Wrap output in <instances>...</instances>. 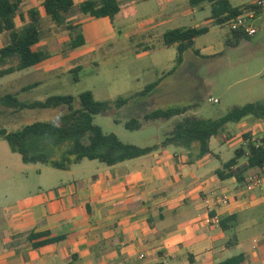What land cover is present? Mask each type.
<instances>
[{
	"label": "crops",
	"instance_id": "1",
	"mask_svg": "<svg viewBox=\"0 0 264 264\" xmlns=\"http://www.w3.org/2000/svg\"><path fill=\"white\" fill-rule=\"evenodd\" d=\"M85 1L73 0L74 6ZM118 1L120 12L114 19L80 13L88 19L72 25V14L59 26L46 14L45 0H22L16 26L29 24V12L38 10L41 41L33 51L44 50L48 58L34 67L0 76V95L19 97L33 89L30 86H44L59 78L71 61L91 56L101 47L124 44L137 29L162 28L199 11L206 24L190 27H216L210 18V3L181 11L178 0ZM229 1L233 7L244 8L255 0ZM63 26L66 32L60 34ZM72 26L81 30L85 43L71 50L74 31L68 27ZM256 36L239 42L232 36L217 51L206 48L207 57L224 54L228 63L233 50L253 47ZM8 41L7 32L0 29V51ZM66 53L71 56L67 58ZM36 75L38 81L18 84L20 78ZM236 125L234 129H245L255 142L264 120L247 117ZM232 129L226 126L220 138L211 139V154L194 161L184 149L168 146L113 166L84 159L66 171L39 163H23L25 167L17 175L6 168L5 175L13 177L2 179L6 188L2 182L0 185L4 189L0 196V264H221L239 255L244 256L243 264H264L263 193L246 192L245 183L239 184L236 176L222 179L218 175L238 149L229 145L233 138L226 133ZM163 140L141 147L159 145ZM242 141L238 140L239 146ZM230 150L234 151L231 157ZM246 165L243 159L237 169ZM258 170L247 169L245 179ZM222 194L230 195L229 204L216 203ZM215 215L220 218L219 225L207 221Z\"/></svg>",
	"mask_w": 264,
	"mask_h": 264
},
{
	"label": "trees",
	"instance_id": "2",
	"mask_svg": "<svg viewBox=\"0 0 264 264\" xmlns=\"http://www.w3.org/2000/svg\"><path fill=\"white\" fill-rule=\"evenodd\" d=\"M21 3L22 0H0V29L9 36V41L0 51L1 77L34 67L48 58V53L44 50L33 51V47L41 41L40 12L30 11L31 22L21 28L16 26L15 18L19 15ZM203 3L211 4L210 18L213 20V26L220 27L226 26L242 15L244 9L251 7L247 5L244 8H236L229 0H190L192 7H198ZM43 7L46 14L59 26L65 24L67 16L74 14L76 10L97 19L105 17L114 19L120 12L118 0H88L78 7L74 6L73 0H45ZM68 28L74 31L70 48L83 45L85 39L81 30L78 27L75 30L73 26ZM209 31L210 27L200 26L176 28L165 32L164 46H176L178 50L176 66L169 74L177 72L187 53L200 56V52L195 49V40ZM231 33L237 42L248 37L239 32ZM158 86L159 83L154 82L138 94L128 98L120 97L115 101H98L91 91H87L78 96L79 104L72 95H53L45 101L29 103L21 101L18 94L0 95V115L23 110L67 107V112L56 122L37 121L15 132L0 130V137L8 143L13 153L21 156L23 163H39L66 171L84 159L113 166L168 146L184 149L191 161L199 160L211 154V139L220 138L228 124H238L247 117L264 120V104L260 103L235 106L218 119L192 114L191 112L198 106L197 103L156 109L146 113L143 119L147 122L180 119L173 123L161 144L150 147L125 143L115 133H105L101 126L95 124L96 116L126 108L134 100L149 96ZM34 87L35 85L29 88ZM124 126L127 130L139 131L144 127V123L138 118H131ZM243 138L244 143L235 150V156L224 164L222 171L218 172L222 179L236 176L239 184L245 183L247 169L264 166V150L256 147L250 134ZM243 159L247 161L246 167L237 169ZM225 171L227 174H224ZM60 240L52 239L49 242ZM243 263L244 256L239 255L221 264Z\"/></svg>",
	"mask_w": 264,
	"mask_h": 264
},
{
	"label": "rangeland",
	"instance_id": "3",
	"mask_svg": "<svg viewBox=\"0 0 264 264\" xmlns=\"http://www.w3.org/2000/svg\"><path fill=\"white\" fill-rule=\"evenodd\" d=\"M242 1L248 0H238L236 4ZM178 7L181 11H187L190 4L188 0H178ZM200 12L196 16L181 17L178 23H167L162 28L146 32L139 29L132 31L127 38L130 41L116 44L112 48H98L91 56L71 61L64 67L59 78H52L44 86L23 92L19 99L29 103L45 101L53 95H72L79 104L78 96L91 91L98 101H115L120 97L128 98L138 94L149 84L158 82L159 86L149 96L134 100L126 108L95 118V124L101 126L105 133H115L123 142L137 146L153 144L158 139H164L166 132L172 128L174 122H147L143 119L146 113L156 109L197 103L198 106L193 111L196 115L218 119L235 106L248 103L264 104V16L257 21L260 30L252 39L254 46L243 45L233 50L228 63H225L224 54L208 58L205 51L209 47L213 48L212 52L217 51L220 44L232 39L227 26H216L196 39L195 49L200 52V56L187 53L177 72L169 74L176 66L178 50L176 46H164L163 34L178 27L206 24V17ZM80 13L76 10L69 24L88 19L81 17ZM62 32H66L65 26L60 28L59 33ZM225 48L228 50L227 45ZM69 56L71 54L66 53V57ZM78 66H81V69H77ZM260 70H263L262 74L254 77ZM39 78L37 75L24 76L18 84H30ZM209 99L217 100L218 103L210 102ZM66 112L67 107L61 106L0 115V130L15 132L37 121L56 122ZM131 118L142 120L146 126L139 131L127 130L124 124ZM227 126L233 128L226 133L229 139L233 138L229 145L239 148L241 142L238 140L242 138L244 143L243 137L247 135L245 129H234L237 125L233 123ZM258 134L257 139H264V129ZM212 146L216 148L215 141ZM233 155L234 151L230 150L228 156ZM24 167L21 156L13 153L8 143L0 137V185L1 182L4 184L3 188L8 185L2 180L8 178L4 172L6 168L11 174L17 175ZM3 188L0 189V196L4 195Z\"/></svg>",
	"mask_w": 264,
	"mask_h": 264
},
{
	"label": "built area",
	"instance_id": "4",
	"mask_svg": "<svg viewBox=\"0 0 264 264\" xmlns=\"http://www.w3.org/2000/svg\"><path fill=\"white\" fill-rule=\"evenodd\" d=\"M264 16V0H255L251 7L244 9V13L234 20L230 21L226 26L231 32L243 33L248 37H254L259 32L258 20H261ZM210 102L218 103L217 100L210 99ZM256 147L264 150V140L256 139ZM258 173H252L245 179L244 189L246 192L251 193L259 190L264 195V166L259 168ZM230 195L222 194L216 198V203L219 205H227L230 203ZM209 201H207L208 203ZM208 223L212 225H219V216H214L207 219Z\"/></svg>",
	"mask_w": 264,
	"mask_h": 264
}]
</instances>
